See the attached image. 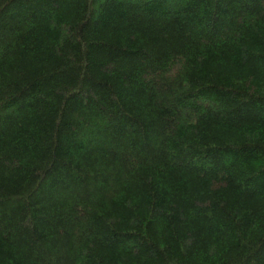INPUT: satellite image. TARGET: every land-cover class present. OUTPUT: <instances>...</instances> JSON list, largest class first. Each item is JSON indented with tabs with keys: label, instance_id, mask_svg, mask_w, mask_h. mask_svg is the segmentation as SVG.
I'll return each instance as SVG.
<instances>
[{
	"label": "trees",
	"instance_id": "trees-1",
	"mask_svg": "<svg viewBox=\"0 0 264 264\" xmlns=\"http://www.w3.org/2000/svg\"><path fill=\"white\" fill-rule=\"evenodd\" d=\"M0 264H264V0H0Z\"/></svg>",
	"mask_w": 264,
	"mask_h": 264
}]
</instances>
